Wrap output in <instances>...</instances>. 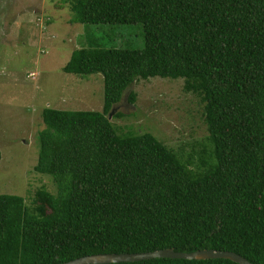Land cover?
<instances>
[{
    "label": "trees",
    "instance_id": "obj_1",
    "mask_svg": "<svg viewBox=\"0 0 264 264\" xmlns=\"http://www.w3.org/2000/svg\"><path fill=\"white\" fill-rule=\"evenodd\" d=\"M69 22L139 21L140 48L86 36L62 64L99 72L102 107L44 106L33 169L55 192L0 193V264H57L95 252L232 250L264 264V0H60ZM181 77L202 102L207 148L180 159L106 113L136 78ZM133 91L127 100L132 101ZM117 111L114 113V115ZM87 264H239L151 257Z\"/></svg>",
    "mask_w": 264,
    "mask_h": 264
},
{
    "label": "rangeland",
    "instance_id": "obj_2",
    "mask_svg": "<svg viewBox=\"0 0 264 264\" xmlns=\"http://www.w3.org/2000/svg\"><path fill=\"white\" fill-rule=\"evenodd\" d=\"M69 15L60 0H0V193L21 195L29 207L35 189L55 192L51 176L32 167L41 108L102 107L99 72L61 69L71 49L84 45L86 36L102 46L143 45L139 21L80 23L67 21ZM107 120L116 132L149 131L193 163L208 146L202 102L182 89L179 76L134 78Z\"/></svg>",
    "mask_w": 264,
    "mask_h": 264
},
{
    "label": "water",
    "instance_id": "obj_3",
    "mask_svg": "<svg viewBox=\"0 0 264 264\" xmlns=\"http://www.w3.org/2000/svg\"><path fill=\"white\" fill-rule=\"evenodd\" d=\"M117 106V103L111 105L106 113L108 118L112 111ZM151 257H177L187 259L198 258H211L222 257L228 258L239 264H255L250 262L242 255L228 249H213V248H200L191 251L173 250L170 247L157 248L152 250L132 251V252H95L76 256L57 264H87V263H109L117 261H131L146 259Z\"/></svg>",
    "mask_w": 264,
    "mask_h": 264
}]
</instances>
